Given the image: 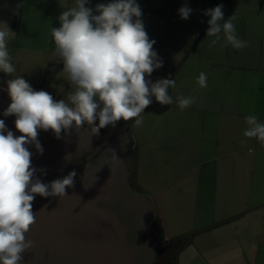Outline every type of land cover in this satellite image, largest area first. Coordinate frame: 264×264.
<instances>
[{"label":"rangeland","instance_id":"rangeland-1","mask_svg":"<svg viewBox=\"0 0 264 264\" xmlns=\"http://www.w3.org/2000/svg\"><path fill=\"white\" fill-rule=\"evenodd\" d=\"M109 1L111 2L89 1V8H94L93 14H97L96 5ZM193 2L197 5L206 4L205 7L208 9L223 4L225 20L236 13L238 17L234 21L236 35L241 40H244L241 37L243 33L241 30L244 29L240 21L243 16L240 14L246 12L247 18L252 19L259 7L255 3L257 0ZM2 3L10 6L11 1L2 0ZM5 10L0 9V29L7 24L12 30L13 16L10 12H3ZM176 12V9L169 8L167 16H163L164 19L158 18L150 23L143 20L149 38L156 41L153 48L163 61V66L153 71L150 77L146 76V79L152 82L163 78L175 79L176 86L169 89V95L173 97L171 105H160L155 97H152V104L141 114L143 117L141 125L134 126V120L127 122L122 120V125L126 123L131 125L134 138L132 148L137 151L139 159L137 167L136 158L132 160L130 170L133 175L136 172V179L140 185L136 186L138 195L149 197L153 202L155 208L153 229L158 236L168 242L177 238L189 242L186 251L179 254L178 264H247L252 260L251 256L256 255L250 254L247 257L245 254L242 255L239 248L241 240L234 237L239 235L252 237L253 233L244 232L247 225L244 221L228 225L226 219L227 215L229 217V207H238L240 202L244 203L250 199V196H241L240 186H264V169L257 170L254 177L252 174H245L249 167L248 157H254L256 151L253 146H248L250 144L243 147V149L246 147L247 156L242 164H247L246 170L244 168L237 170L233 159L217 158L218 153L222 151L221 147L217 148L218 134L210 124L221 118L217 112H225L224 118H235L230 114L236 109H230L226 100L227 97L237 99L239 96L221 87V81L224 82L221 77L225 70L218 65L228 60L226 48L230 50L232 63H238L247 57L248 52L254 48L255 43H259V40H244L247 41V47L237 50L231 45L224 46L221 33V40L210 48L209 44L215 37H207L209 27L207 22L205 24L198 22L196 34L195 31L189 33L185 27V24L193 27L196 17L206 18V21L210 17L204 14L192 15L187 22H182L183 31H177L176 25L170 22L177 17ZM1 13H5L6 16H2ZM59 16H46L44 19L48 23L40 25L46 27H39L35 37L25 35L19 44L16 37L8 41L11 62L16 71L11 76L0 72V84L7 86L8 79L21 76L33 89L40 86L37 91L44 90L57 101L66 100L68 94L75 90V85L67 78L66 73L60 71L56 74H47L48 66L60 59L55 53L51 34V28L61 26ZM208 53L217 58L216 66L213 67L206 61L212 58ZM201 72L207 76V87L204 88L199 87L196 82ZM225 73L227 76V72ZM230 74L243 73L241 70H230ZM225 81L227 83L226 79ZM179 96L191 97L194 102L181 110L176 101ZM105 129L114 128L110 125ZM243 177H246V182H243ZM231 186H236L234 191H231ZM231 199L236 206L229 205ZM232 228L235 229L233 236L229 232ZM242 240L243 243L247 240L245 247H254L255 251H260L258 261L260 264L261 260H264V238L253 240L260 246L250 245L248 239Z\"/></svg>","mask_w":264,"mask_h":264},{"label":"clouds","instance_id":"clouds-1","mask_svg":"<svg viewBox=\"0 0 264 264\" xmlns=\"http://www.w3.org/2000/svg\"><path fill=\"white\" fill-rule=\"evenodd\" d=\"M88 3L89 0H75V5L58 17L61 26L51 28L55 53L63 63L62 73L75 85L66 100L57 101L44 90H34L21 76L6 81L11 103L3 116L15 117V129L21 135H15L0 119V264H21L23 254L33 247V241L26 234L36 222L33 211L36 196L62 199L68 195L67 189L75 188V170L47 183L37 175H47V168L32 164L33 153L29 150V146H34L43 155L40 131L51 130L57 139H63L78 134L87 125L91 145V138L99 136L101 129L110 125L115 128L121 120H134V126L141 125V114L152 104V97L160 105L173 103L169 89L176 86L175 79L155 82L146 79L163 66V61L153 48L156 41L148 36L142 9L136 0L97 4V14L86 7ZM178 13L181 19L187 20L192 9L185 5ZM204 15L210 17L207 37H215L210 48L221 40V33L224 46L231 45L237 50L247 47V41L236 35V13L225 20L223 4H220L207 9ZM5 25L0 29V72L11 76L16 68L11 62L8 41L15 39L16 34ZM196 82L201 88L207 87L206 74L201 72ZM176 101L181 110L194 102L191 97L183 96ZM245 120L248 127L243 136L257 138L264 146V123L258 122L255 115ZM240 143L244 146L247 140ZM121 149L124 150L123 145ZM105 151L112 155L97 172L108 166L107 160H120L115 149L108 147ZM63 160L65 164L71 163L72 153H66ZM88 166L87 163L85 169ZM97 180L96 176L91 185L82 183V186L88 190Z\"/></svg>","mask_w":264,"mask_h":264},{"label":"water","instance_id":"water-1","mask_svg":"<svg viewBox=\"0 0 264 264\" xmlns=\"http://www.w3.org/2000/svg\"><path fill=\"white\" fill-rule=\"evenodd\" d=\"M10 103L7 90L0 87V119L19 136L15 117L3 116ZM127 128L106 135L100 132L91 138V145L87 125L63 139H57L51 130L39 132L43 155L34 146L29 150L32 164L47 168V175H37L46 183L72 170L77 176L75 188L67 189L68 195L62 199L36 196V222L26 234L33 247L23 254L21 264H153L165 243L153 229L152 200L139 196L130 181L127 159L132 141ZM108 147L116 150L120 160H107L108 166L97 172L112 155L105 151ZM66 153H72L71 163L65 164ZM96 176V184L85 190L82 183L89 186Z\"/></svg>","mask_w":264,"mask_h":264},{"label":"crops","instance_id":"crops-1","mask_svg":"<svg viewBox=\"0 0 264 264\" xmlns=\"http://www.w3.org/2000/svg\"><path fill=\"white\" fill-rule=\"evenodd\" d=\"M9 1H11L10 6L8 4H3L2 0H0V9H6L3 12H10V15L12 14V31L16 34L18 44L20 40L23 39V36L28 35L30 38L35 37L38 34L39 27L45 28L46 26L40 25L41 23H48L47 20L44 19L46 16L60 15L63 11L67 10V8L75 5V0ZM193 1L197 0H136L142 9V20H146L147 23H150L158 18L164 19L163 16L168 14L169 8L176 9L177 17L170 22H173L172 24L176 25L177 31H183L182 24L187 22V20L181 19L178 13V9L185 6V3H188L186 6L192 9L190 18L192 15H203L208 9L205 7L206 4L197 5ZM255 3L257 6L259 5V7L255 10V16H253L252 19H250L251 17L247 18L248 14L246 12L240 14L243 16L240 21H242V27L244 29L240 30L243 32L241 36L242 39H253L255 41L259 40V43H255L254 48L248 52L247 57L238 63H232L230 50L226 48V57L228 60L225 63L218 64L221 69L227 72V76L225 72L222 74L221 78L224 82L221 81V87L228 92L231 91L235 96H239L237 99L227 97L226 100L227 103H229L228 105L230 109H236L230 114L235 118H224V115L226 114L225 112H217L221 118H218L214 122L212 121V124H210V126L213 127L218 134V137H216V144L218 146H216L218 149L221 147L222 151L221 153H218L217 158L235 160L237 170L239 168H244L246 170L247 166V164H242L244 163L243 160L247 155L245 150L246 147L243 149L245 145L241 146L240 141L246 139V144H250L248 146H253L255 148L256 151L254 153V157H248L249 167L248 170L245 171V174H252L253 177L257 170L264 169V146L261 145L257 138L248 139L243 136V132L248 127L245 120L247 116L255 115L258 122L264 123V0H257ZM86 7H90L89 3ZM5 13H1L2 16H6ZM198 22L205 24L207 21L206 18L196 17L194 19L193 27L185 24L186 29L190 31L189 33H194L195 31L196 34V29L198 28L197 25L199 24ZM251 31H253V33H251ZM191 44L194 43L191 42ZM208 55L212 56V58L207 59L206 61L210 63L211 66H216L217 64H215V62L217 58H215L213 54L211 55L208 53ZM55 64L62 65L63 69V63L60 59H57ZM230 70H241L243 74L231 75ZM224 78L227 80V83ZM0 87L7 90V86L5 85L0 84ZM221 107L223 109L224 105L222 104ZM241 165L243 166L241 167ZM242 180L243 182H246V177H243ZM235 187L236 186H231V191H234ZM239 190L242 197L250 196V199H247L244 203L240 202L239 205L238 201V207H229V217L225 213L227 215L226 220L228 225L243 221L247 223L245 226L246 229L244 228V232L247 234L252 232V237L250 235L242 237L239 235L234 238L236 240H241L239 248L242 255L245 254L246 257L247 255L250 256V254L256 255L255 257H253L254 255L251 256L252 260L247 264H258L260 251H255L254 247H245L247 240L243 243L242 238L248 239L250 245L256 244V242L253 241L254 239L264 238V186H240ZM232 193L234 194V192ZM237 197H240V195H237ZM229 205L236 206V204L234 205L233 203V199L229 201ZM248 217L250 218L249 220ZM257 224L261 225L259 226ZM242 230L243 229H241V231ZM234 231V228L229 230L232 236ZM256 245L260 246V244ZM260 264H264V260H261Z\"/></svg>","mask_w":264,"mask_h":264},{"label":"flooded vegetation","instance_id":"flooded-vegetation-1","mask_svg":"<svg viewBox=\"0 0 264 264\" xmlns=\"http://www.w3.org/2000/svg\"><path fill=\"white\" fill-rule=\"evenodd\" d=\"M53 66H55V65L53 64ZM39 87L40 86L34 87V90H36ZM126 126L128 127L126 130L127 135H128V137H130L131 141L133 142L134 138H133V134L131 132V125H129V123L122 125V120L117 123L116 128H114L112 130H106L104 128V129H101V131L112 133V132L120 130L121 128L126 127ZM134 158H136L135 164L137 167V164L139 162L138 153L134 149V147L133 148L131 147V152H130V155L127 159V167L130 171L131 184H132L133 188L135 189L136 193L138 194V190H137L136 186H140V185L138 184L137 179H136V172L133 175L131 170H130V164ZM153 227H154V222H153ZM161 240L165 243V246L163 247L161 252L157 255L153 264H178L179 254L183 253V251L184 252L186 251L187 247L189 246V242L187 240L184 241L182 238H177L176 240H174V241L171 240L169 242L165 241L163 239H161Z\"/></svg>","mask_w":264,"mask_h":264},{"label":"trees","instance_id":"trees-1","mask_svg":"<svg viewBox=\"0 0 264 264\" xmlns=\"http://www.w3.org/2000/svg\"><path fill=\"white\" fill-rule=\"evenodd\" d=\"M55 66L51 65V66H48V69H47V73L48 74H56L57 72L61 71L62 69V65H56L54 64ZM101 133L103 134H109V132H104V131H100Z\"/></svg>","mask_w":264,"mask_h":264}]
</instances>
